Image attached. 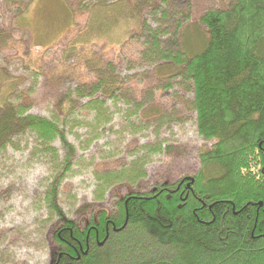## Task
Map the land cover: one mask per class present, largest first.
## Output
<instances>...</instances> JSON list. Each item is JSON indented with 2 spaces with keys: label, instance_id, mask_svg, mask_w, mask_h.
Returning a JSON list of instances; mask_svg holds the SVG:
<instances>
[{
  "label": "trees",
  "instance_id": "16d2710c",
  "mask_svg": "<svg viewBox=\"0 0 264 264\" xmlns=\"http://www.w3.org/2000/svg\"><path fill=\"white\" fill-rule=\"evenodd\" d=\"M64 1L74 15L81 11L90 19L75 39L81 44L92 41V26L102 31L109 20L130 16L132 27L140 28L151 43L143 60L171 67L172 79L165 87L175 91L180 84L191 93L197 132L211 146L200 151L195 173L132 190L85 224L62 219L54 233L58 249L53 264H264V0H230L228 6L206 9L199 20L208 38L190 52L177 40L183 21L192 18V0ZM184 1L190 10L181 12ZM32 2L0 0L19 18ZM151 18L161 23L173 19L170 47L161 42L160 33L167 28L152 29ZM92 60L87 65L101 76L87 88L68 90L47 113L11 102V90L0 96V145L27 132L36 137L35 153L55 156L59 141L68 148L63 170L69 171L74 147L64 124L87 120L83 108L94 112L91 120H109L111 109L101 97L116 98L119 89L108 67H97ZM5 79L9 88L16 83ZM145 162L135 160L130 172L144 178ZM123 174L114 177L122 179ZM56 194L52 186L45 196L54 213Z\"/></svg>",
  "mask_w": 264,
  "mask_h": 264
},
{
  "label": "rangeland",
  "instance_id": "374dc122",
  "mask_svg": "<svg viewBox=\"0 0 264 264\" xmlns=\"http://www.w3.org/2000/svg\"><path fill=\"white\" fill-rule=\"evenodd\" d=\"M229 3L192 0V18L183 21L177 43L189 52L199 50L208 38L200 15L209 7ZM179 9L190 10L185 1ZM124 16L109 20L102 31L92 26V41L81 44L76 40L90 19L81 11L74 15L64 0H33L21 18L0 3L1 97L11 90L7 96L11 102L27 103L34 113H47L68 90L87 88L101 76L99 69L87 65L91 57L120 82L116 98L101 97L112 110L109 120H91L94 112L83 108L87 120L64 124L74 147L69 171L63 170L68 148L59 141L54 144L55 156L35 153L36 137L27 132L0 145V264H53L58 249L54 233L62 219L85 224L89 216L112 209L118 198L132 190L195 173L200 151L210 148L211 143L197 132L196 115L189 105L191 93L180 84L176 92L165 87L172 79L168 78L171 67L143 60L150 40L140 28L132 27L129 15ZM172 20L150 19L152 29L167 28L168 32L160 33L164 47H170ZM5 77L15 79L13 87L9 88ZM142 159L147 161L144 178L130 172L133 162ZM119 172L124 173L122 179L114 177ZM52 186L57 213L45 201Z\"/></svg>",
  "mask_w": 264,
  "mask_h": 264
},
{
  "label": "bare ground",
  "instance_id": "6f19581e",
  "mask_svg": "<svg viewBox=\"0 0 264 264\" xmlns=\"http://www.w3.org/2000/svg\"><path fill=\"white\" fill-rule=\"evenodd\" d=\"M76 197V196H75Z\"/></svg>",
  "mask_w": 264,
  "mask_h": 264
}]
</instances>
